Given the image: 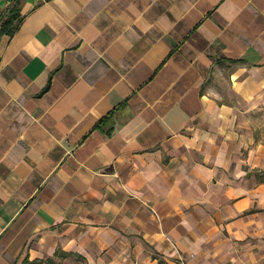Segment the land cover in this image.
I'll use <instances>...</instances> for the list:
<instances>
[{
	"label": "crops",
	"instance_id": "0c3cea01",
	"mask_svg": "<svg viewBox=\"0 0 264 264\" xmlns=\"http://www.w3.org/2000/svg\"><path fill=\"white\" fill-rule=\"evenodd\" d=\"M18 2L0 264H261L264 0Z\"/></svg>",
	"mask_w": 264,
	"mask_h": 264
},
{
	"label": "rangeland",
	"instance_id": "374dc122",
	"mask_svg": "<svg viewBox=\"0 0 264 264\" xmlns=\"http://www.w3.org/2000/svg\"><path fill=\"white\" fill-rule=\"evenodd\" d=\"M260 128H264V123L259 124ZM202 254V255H201ZM201 257L198 259V264H245L246 262V253L245 252H237L235 251L230 256L228 253L220 254L214 252L211 249V245L208 244L207 246H201ZM193 258V255L189 256ZM181 261V263H180ZM203 261V262H202ZM180 264H186L185 259L179 260Z\"/></svg>",
	"mask_w": 264,
	"mask_h": 264
},
{
	"label": "trees",
	"instance_id": "16d2710c",
	"mask_svg": "<svg viewBox=\"0 0 264 264\" xmlns=\"http://www.w3.org/2000/svg\"><path fill=\"white\" fill-rule=\"evenodd\" d=\"M21 20L22 16L19 14V2L15 0L0 19V35L11 37L19 27ZM106 123L105 119L100 120L95 127L100 128V126L106 125ZM110 131L111 128L107 130V133Z\"/></svg>",
	"mask_w": 264,
	"mask_h": 264
},
{
	"label": "built area",
	"instance_id": "2783aa9c",
	"mask_svg": "<svg viewBox=\"0 0 264 264\" xmlns=\"http://www.w3.org/2000/svg\"><path fill=\"white\" fill-rule=\"evenodd\" d=\"M261 264H264V259H263V261H262V263Z\"/></svg>",
	"mask_w": 264,
	"mask_h": 264
}]
</instances>
